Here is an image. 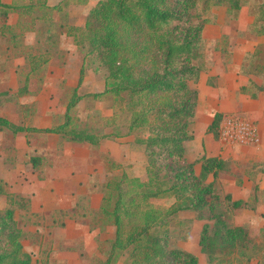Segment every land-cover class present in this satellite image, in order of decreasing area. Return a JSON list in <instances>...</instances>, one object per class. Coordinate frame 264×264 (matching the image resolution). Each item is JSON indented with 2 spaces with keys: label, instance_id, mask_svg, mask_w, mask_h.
I'll return each instance as SVG.
<instances>
[{
  "label": "trees",
  "instance_id": "16d2710c",
  "mask_svg": "<svg viewBox=\"0 0 264 264\" xmlns=\"http://www.w3.org/2000/svg\"><path fill=\"white\" fill-rule=\"evenodd\" d=\"M89 0H61L54 7L46 0L25 4H6L0 0V16L7 21L10 14L32 15L44 11L43 19L59 13L71 4L86 5ZM247 0H99L90 10L82 26L60 24L62 34L73 38L83 56L78 85L67 105L64 121L53 127L15 126L0 116V129L14 134L35 132L55 134L69 145L100 146L104 139L120 137L116 131L97 135L76 127L73 110L83 96L79 95L89 60L106 71L104 90L91 93L94 99L112 97L113 108L126 116L127 132L147 133L136 139L144 147L146 175L106 181L100 206L101 221L115 227L110 253L104 264H112L116 253H128L130 264H200L192 252L176 247L172 228L185 225V214L203 221L200 230V251L209 264H233L238 255H247L257 247L249 227L233 225L230 214L242 209H256L247 199L234 200L218 190L221 176L231 172L228 160L202 157L185 158V144L193 140L199 90L193 86L202 73L199 58L205 42L203 32L210 23L206 16L213 9L228 6L238 13ZM264 12L258 4L255 15ZM251 33L264 36V17L256 16ZM264 54V43L257 46L254 57ZM51 60L47 55H29L30 72L41 70ZM252 85L255 86L253 82ZM257 87V86H256ZM19 90L24 95L28 90ZM227 115L217 113L208 128L219 139V128ZM40 156L31 158L34 168ZM112 162V167H121ZM200 164V171L196 166ZM212 178V181L209 179ZM259 187L255 185L253 192ZM0 185V196L2 195ZM12 198V197H10ZM23 198V197H22ZM23 207L29 200L23 198ZM174 199L170 207L157 201ZM15 201L10 200V203ZM22 229L12 205L0 208V264H32V256L22 242Z\"/></svg>",
  "mask_w": 264,
  "mask_h": 264
},
{
  "label": "rangeland",
  "instance_id": "374dc122",
  "mask_svg": "<svg viewBox=\"0 0 264 264\" xmlns=\"http://www.w3.org/2000/svg\"><path fill=\"white\" fill-rule=\"evenodd\" d=\"M96 1L91 0V5ZM261 3L264 4V0H247L238 13L230 12L228 6H221L206 15L210 20L208 24L224 23L230 26L231 33L219 45L212 41L203 43L198 62L203 71L213 64L214 53L220 54L219 51H222L223 55L228 54L232 49L231 45L253 39L251 24L256 16L264 17V12L255 15L256 8ZM40 13L45 14L44 11ZM12 14L7 21L0 16V116L9 119L15 126L53 127L61 124L78 85L83 58L81 50L75 45L74 54L64 52L61 49V35L64 33L62 34L60 25L58 27L47 21V26L43 25L45 30L37 32L36 40L29 41L26 36L28 18L16 13L17 22L11 25L9 20ZM60 23L63 24V21ZM49 26L53 27L52 31L46 30ZM71 39L73 40L72 37ZM41 54L50 57L52 63L50 60L41 70L31 73L28 56ZM245 61L244 74L252 75L255 82L261 83L263 89L264 54L258 58L249 54ZM57 66L66 69L63 72L49 73ZM105 76L104 68L99 67L98 63L88 61L84 81L78 90L83 98L72 115L76 127L89 133L104 135L116 131L124 134L119 137L122 139L121 143L115 141L118 145L113 141H104L101 146L92 149L78 145L70 147L61 137L29 132L26 146L22 134L0 129V185L3 191L0 208L12 205L16 210L22 229V242L32 256V264H104L111 250L115 227L103 225L98 207L91 206L93 193H102L107 180L119 179L123 173L141 178L146 175L144 147L136 139L144 138L148 134L136 132L125 135L126 116L118 114L113 108V98L105 96L94 99L86 96L104 90ZM26 77L29 92L22 95L19 90L25 87ZM193 86L197 88V84ZM104 149L108 152H104ZM65 150L71 152L64 154ZM31 155H42L43 164L41 162L34 168ZM90 159L96 161L97 168L91 173L88 182L78 187L79 191L75 196L77 205L73 209L48 206L42 209L43 212L37 213L35 205L28 209H25V205L23 207L21 189L27 186L43 187L45 179H51L53 186L64 189V185H69L68 177L75 183L84 177L82 167ZM113 161L121 163V167H112ZM230 166V175L238 179L250 177L249 174L258 169L251 165L241 167L233 163ZM229 176H221L223 186L219 183L218 190L222 196L226 192L235 194L233 185L226 181L232 178ZM253 177H261L264 185L263 175ZM253 196H258L255 210L246 208L232 211L230 218L233 225L249 227L258 244L247 255H238L233 264H264V190L258 189L256 194L253 190L248 191L246 200L251 205L255 204ZM10 200L15 203H10ZM96 202L94 199V203ZM173 202L174 199L160 200L156 204L168 208ZM183 219L185 225L182 228H172L173 244L195 253L200 264H209V258L199 247V235L204 222L196 220V215L192 213L185 214ZM73 221L78 223L74 224ZM112 264H130L128 253L118 251Z\"/></svg>",
  "mask_w": 264,
  "mask_h": 264
},
{
  "label": "crops",
  "instance_id": "0c3cea01",
  "mask_svg": "<svg viewBox=\"0 0 264 264\" xmlns=\"http://www.w3.org/2000/svg\"><path fill=\"white\" fill-rule=\"evenodd\" d=\"M6 4H25L31 0H2ZM47 5L54 7L61 0H46ZM99 0L96 1V3ZM91 0L88 1L86 5H75L71 4L67 9L63 11L62 16L59 13H51L48 18L43 19V15L37 9L32 15L25 16L28 18L27 22V33L26 36L29 41L36 40V35L38 31L45 30L44 26H47L46 21L53 23L59 27L60 22L63 21V24H70L73 26H82L84 24L85 18L90 12V10L96 5L94 3L91 5ZM18 15L12 14L10 17V24L14 25L17 22ZM51 26L47 29L52 31ZM230 26L224 23H214L207 24L205 26L203 37L204 41H212L213 44L219 45L224 42V39L231 32L229 31ZM49 37V36H48ZM253 37V36H252ZM257 38V39H255ZM264 43V36H255L251 40H242L238 41L235 45H231V50L228 54L222 53L215 54L213 57V64L206 71H202L199 82L197 83V89L199 90V98L196 116L193 124V140L188 141L185 144V158L187 161H195L204 156L206 157H220L224 160H228L229 163H233L236 166H248L258 168L250 177H245L238 179L230 174L227 176L232 177L229 181L233 185L232 192H226L231 194L234 200L246 199L247 193L250 190H253L255 185H258L259 190H264V185L262 184L261 177L253 176H264V88L259 82H255L252 75H245V58L249 54H253L257 46ZM231 44L232 41H231ZM61 49L64 52H70L72 55L76 49L75 44L71 37L67 35H61ZM216 52V50L214 51ZM51 60L50 63H52ZM83 62V58H81ZM65 68L57 66L52 68L49 73H56L57 71H65ZM59 75H55L58 77ZM254 81V82H253ZM251 82L255 84L252 85ZM257 86V87H256ZM217 113L223 115H232L240 118L250 119L259 127L261 134V145L256 147H240V146H229L223 144L220 139H216L211 133L208 132V128L212 123L214 116ZM36 128H46L47 126H31ZM23 135L24 143L28 145V135L29 133H20ZM34 134V133H33ZM40 134V133H36ZM49 137H59L55 134H48ZM104 141H119L122 142V139L119 137H114L110 139H104ZM116 144V142H115ZM78 145V147H89L90 149L94 148L90 145L84 144H72ZM118 145V144H116ZM108 152V150H103ZM71 151H64V154ZM113 155V154H112ZM42 157V155H36ZM114 156V155H113ZM30 157H34L31 155ZM91 160V159H90ZM116 162V161H115ZM119 163V162H116ZM43 164V162H42ZM121 164V163H120ZM96 161H87L83 164L82 170H84V177L78 181L71 182L70 177H68V186L66 188H59L52 185L51 179H45L43 182V187H31L27 186L21 189V197L29 200L28 205L25 209L36 207L37 213L43 212L42 209L47 208L48 206H58L59 209H73L77 203L75 202V196L77 195L78 187L86 184L90 178L93 170L96 169ZM72 170V169H71ZM35 171V170H34ZM33 171V172H34ZM196 171H200V164L196 166ZM36 174V172H34ZM249 173V172H248ZM212 181V178L209 179ZM63 184V183H62ZM220 184L223 186L222 182ZM63 186V185H62ZM83 189V188H82ZM81 189V190H82ZM103 198L102 193H93L92 201L93 207H98L100 210L101 202ZM94 199L98 200L97 205L94 203ZM95 204V205H94ZM33 213V212H32ZM74 224L78 223L73 221Z\"/></svg>",
  "mask_w": 264,
  "mask_h": 264
},
{
  "label": "built area",
  "instance_id": "2783aa9c",
  "mask_svg": "<svg viewBox=\"0 0 264 264\" xmlns=\"http://www.w3.org/2000/svg\"><path fill=\"white\" fill-rule=\"evenodd\" d=\"M219 139L223 144L240 147H256L262 139L255 122L237 116H226L219 128Z\"/></svg>",
  "mask_w": 264,
  "mask_h": 264
}]
</instances>
